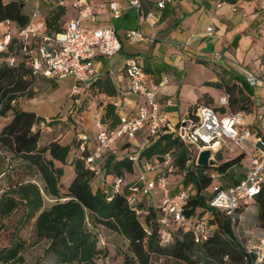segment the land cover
<instances>
[{
  "label": "trees",
  "instance_id": "16d2710c",
  "mask_svg": "<svg viewBox=\"0 0 264 264\" xmlns=\"http://www.w3.org/2000/svg\"><path fill=\"white\" fill-rule=\"evenodd\" d=\"M224 1L234 3L235 0ZM24 5L20 0H12L6 4L0 1V22L8 21L18 30L24 28L34 11H25ZM63 15L64 8L61 6L48 10L43 18L46 35L63 31ZM7 49H17L14 37H10ZM3 56L0 53V119L6 120L0 124V149L9 153L16 162L13 167L8 164L0 171V175L6 178V190L0 194V230L10 228L7 245L0 246V264L21 262L25 245L19 239L18 232L31 221L35 238L46 241V251L54 257L57 264H93L98 254L96 236L88 229L93 225H101L117 232L127 241L132 258L124 259L122 264H249L243 247L233 232V226L237 223L238 215L252 202L257 227L264 230V182L251 201L238 206L232 223L222 211L211 209L207 205L212 184L227 188L242 178L241 153L225 161H221L220 156L215 154L211 166H196L195 150L174 137L166 126L158 129L142 147L138 154V167L145 163L153 165L155 162L160 169L155 176L157 177L164 171L162 160L168 154L171 172L178 170L182 174L180 190L186 194L182 215L193 220L207 215L205 222L213 227L210 237L198 243L193 241L188 230H170V242L163 246L158 240V209L151 205L144 207L141 200L136 204L140 212L135 214L125 202L129 188L139 184L122 183V189L118 192L110 189L114 178H121L123 182V174L132 172V163L127 156L119 157L107 152L101 168L102 177L97 178L83 165L81 158L88 154L85 149L78 156L73 154L69 157V145L50 141L43 147L38 146V125L42 120L31 112L15 107L17 99L27 90L26 80L30 78L21 65L7 67ZM238 80L242 82L240 78ZM84 91L103 99L115 95L107 74L82 85L76 96L82 95ZM25 96L30 98L31 94L25 93ZM81 105L82 103L78 111ZM200 105L210 106L195 104L187 115L193 118L196 107ZM98 106V121L103 129L109 131L117 128V107L107 102L98 103ZM217 108L220 112L215 108L213 110L222 114V108ZM253 109L251 101L246 100L233 113H248ZM52 121L53 119L49 120ZM8 173H13L18 181H11ZM33 174L39 176L43 194L55 200L45 209H42L43 199L38 187L29 179L22 180L24 176ZM222 177L227 183L217 184L215 178ZM144 227L148 229V235L144 233Z\"/></svg>",
  "mask_w": 264,
  "mask_h": 264
},
{
  "label": "built area",
  "instance_id": "2783aa9c",
  "mask_svg": "<svg viewBox=\"0 0 264 264\" xmlns=\"http://www.w3.org/2000/svg\"><path fill=\"white\" fill-rule=\"evenodd\" d=\"M62 1L59 0L58 6H62ZM166 1L169 0H160L156 7L162 8ZM68 2L76 15L64 24L63 31L46 35L43 18L38 21V13L34 10L24 28L20 30L15 28L11 34L5 33L0 41V53L4 55L3 62L7 67L21 65L30 79L42 78L55 82L70 78L72 80L70 94L74 95L80 92L82 85L98 77L96 65L100 58L113 56L121 47L116 29L112 25H97L99 17L93 11L92 5L85 3L84 0ZM107 9L108 15L114 20L121 16L124 9L138 15L140 0H127L124 9L114 2H109ZM146 17H150V14H146ZM3 22L6 25L10 23ZM206 33L210 34V28L206 29ZM10 37H14L16 41V50L7 49ZM123 38L130 43L145 39L138 29L124 31ZM122 70L128 83V94L140 96L143 103L135 111L119 115L118 126L113 130H104L96 115L93 145L90 152L81 158L84 167L95 177L101 178V168L110 143L119 137L133 139L142 130L147 144L162 126L168 127L174 137L192 147L196 152L195 157L202 149L214 153L227 141L236 147L246 160L242 178L227 188H219L212 184L207 205L211 209L222 211L232 223L238 206L251 201L264 182V94L257 104L252 123L246 122L242 113L219 114L210 106L200 105L196 107L193 118L186 115L171 126L166 114L158 109L157 103L153 100L155 89L164 85L166 78L161 77L157 83L147 84L142 62L138 57L126 59ZM243 81L251 89L260 88L264 91V80L251 73L243 72ZM218 105L224 108L227 105L226 97L219 98ZM77 140L79 150L83 151L87 137L78 134ZM142 147L127 155V159L136 167ZM169 160V155L165 154L162 160L164 171L153 181L129 188L125 202L135 214H139L136 204L143 199L152 198L151 191L155 188L159 193V199L152 207L158 209L156 223L159 225V243L167 245L170 242V230L176 229L190 231L195 243L205 241L210 237L213 227L206 224L204 218L193 220L182 215L186 194L183 190L174 195L170 194L167 183V176L171 172ZM122 183L121 178H114L110 185L111 191H120ZM143 231L148 235L147 228L144 227ZM242 247L249 264L264 263L263 241L260 240L257 247Z\"/></svg>",
  "mask_w": 264,
  "mask_h": 264
},
{
  "label": "crops",
  "instance_id": "0c3cea01",
  "mask_svg": "<svg viewBox=\"0 0 264 264\" xmlns=\"http://www.w3.org/2000/svg\"><path fill=\"white\" fill-rule=\"evenodd\" d=\"M0 1L6 4L12 0ZM20 1L29 4L31 10L38 13V21L59 3V0ZM126 1L84 0L85 3L92 5L93 11L98 15L97 25H112L120 42L121 48L116 54L106 57L108 61L105 63L99 60L96 65L98 77L107 74L111 79L115 95L104 98V101L114 104L118 115L131 113L143 103L140 96L128 94V83L122 70L126 59L138 57L142 62L147 84L157 83L161 77L166 78V83L155 89L153 100L157 103L158 109L166 114L171 126L186 116L195 104L208 102L219 107V98L226 97L228 101V94L220 87V81L222 74L229 73L233 74V81H229L230 83L225 81V84L236 90L238 101H251V106L254 107L248 113H239L244 115L246 122L254 121L257 104L264 91L260 88H247L242 82L243 72L264 80V0H235L234 3L224 0H169L162 8L156 7L160 0H140L138 15L124 9ZM109 2H114L124 9L118 19L114 20L108 15ZM61 7L64 8V23L75 17L76 13L68 0H63ZM148 13L150 17H146ZM207 28H210L209 35L206 33ZM130 29H138L145 39L127 42L123 38V33ZM14 30L15 26L12 23L6 25L5 22H0V41L6 32L11 34ZM239 78L242 82L238 80ZM62 80L68 81L69 88L71 87L70 78L58 81ZM222 110V114H234L227 105ZM79 119L84 130L94 131L92 136L94 140L95 116L91 121L82 111ZM43 124L40 123L41 126ZM80 134L87 137L85 152L89 153L93 140L86 133ZM50 141L69 145V154L79 155L77 143L72 149L69 142H63V139L56 138ZM112 143L113 147L110 148ZM112 143L109 144L108 152L119 157L127 156L145 145V133L141 130L133 139L119 137ZM225 150L235 153L238 149L229 142H223L218 151L222 155ZM238 154L240 152L229 159ZM243 161L244 158L241 162L244 170L246 163ZM159 170L155 162L153 165L145 163L141 167L132 165V172L123 174V183L127 185L134 182L148 183L154 180ZM133 176L136 178L132 179ZM158 199L159 194H153L152 198L142 201L152 206Z\"/></svg>",
  "mask_w": 264,
  "mask_h": 264
},
{
  "label": "rangeland",
  "instance_id": "374dc122",
  "mask_svg": "<svg viewBox=\"0 0 264 264\" xmlns=\"http://www.w3.org/2000/svg\"><path fill=\"white\" fill-rule=\"evenodd\" d=\"M30 9L31 7L26 3L24 5V10L29 12ZM61 21H64V17L61 18ZM100 61L105 63L108 59L100 58ZM26 81H28L27 90L24 91L22 97L17 99L15 107L22 111L33 113L44 123L43 126L40 124L38 125L39 147H43L50 140L57 138L63 139V142H69L71 148L74 149L75 144L78 141L77 134L80 133H86V135L93 140L92 136L94 131L91 132L90 130H84L79 116L80 113L84 111L86 115L90 117L91 121H93V116L96 117L100 112L98 103H105L101 96L94 95L89 91H84L80 96H76L78 94H70L69 96V82L65 80L58 81L57 83L42 78L27 79ZM225 81H228V83H230L229 81H233V74H222L220 81V87H222L224 92L228 94L227 107L230 109V112L233 113L239 109L242 101L237 100L238 96L236 95V90L228 87L225 84ZM25 93H30L31 97L28 98L25 96ZM74 97L76 98L74 99ZM76 99H78V101L74 103L73 100ZM230 100L233 101L230 102ZM81 103L80 111H78ZM203 104H208L215 108L216 111L218 110V112H220L217 105L208 102H204ZM50 119H53V121L49 122ZM5 120L6 118L0 119V124L5 122ZM47 122L49 123L48 125ZM112 147L113 143L110 145V148ZM238 152L240 151L236 150L234 153L225 150L222 155L221 152L212 153V159L214 161V155L217 154L220 156L221 161H225ZM72 155L73 154L70 153L69 157H72ZM15 162L16 161L11 158L9 153L0 149V171L4 170L8 164L10 167H13ZM243 162L244 164L246 163L245 158ZM8 174L11 181H18L13 173ZM168 176L169 192L170 194H175L182 189L180 184L182 174L178 170H173ZM135 178L136 177L134 176L132 177V179ZM27 179L34 183L40 190L43 199L42 209H45L54 203V199L43 194V184L37 174L24 176L22 178V180ZM215 181L217 184L220 183L222 185L227 183L223 177L215 178ZM5 190L6 178L0 175V194ZM189 191L191 192L192 190L190 189ZM151 193L155 195L159 194L155 188L152 189ZM143 205L144 207L149 206L148 202H143ZM255 215L256 211L254 204L250 202L245 207V210L238 215L237 223L233 226V232L241 246L257 247L260 240L264 242V230L257 227ZM203 217L206 219L207 215H203ZM88 229L95 234L97 239L96 248L98 254L94 259L93 264H122L124 259L132 258L128 249L127 241L119 233L101 225L89 226ZM18 237L24 242L25 248L21 254L22 260L17 264H57L54 257L46 251V241L37 240L35 238L33 221L18 232ZM9 238L10 228L0 230V246L7 245Z\"/></svg>",
  "mask_w": 264,
  "mask_h": 264
},
{
  "label": "water",
  "instance_id": "95a60500",
  "mask_svg": "<svg viewBox=\"0 0 264 264\" xmlns=\"http://www.w3.org/2000/svg\"><path fill=\"white\" fill-rule=\"evenodd\" d=\"M213 162L212 152L208 149L198 151L195 157V165L199 167L211 166Z\"/></svg>",
  "mask_w": 264,
  "mask_h": 264
}]
</instances>
